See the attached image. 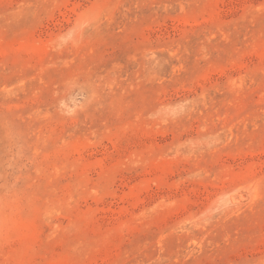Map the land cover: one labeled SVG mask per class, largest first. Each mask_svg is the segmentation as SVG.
Masks as SVG:
<instances>
[{
	"label": "rangeland",
	"instance_id": "obj_1",
	"mask_svg": "<svg viewBox=\"0 0 264 264\" xmlns=\"http://www.w3.org/2000/svg\"><path fill=\"white\" fill-rule=\"evenodd\" d=\"M0 264H264V0H0Z\"/></svg>",
	"mask_w": 264,
	"mask_h": 264
}]
</instances>
